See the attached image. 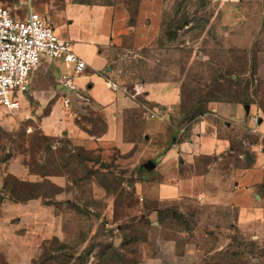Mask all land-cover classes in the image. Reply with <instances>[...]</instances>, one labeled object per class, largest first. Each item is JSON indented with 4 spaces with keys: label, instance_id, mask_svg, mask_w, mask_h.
I'll list each match as a JSON object with an SVG mask.
<instances>
[{
    "label": "rangeland",
    "instance_id": "1",
    "mask_svg": "<svg viewBox=\"0 0 264 264\" xmlns=\"http://www.w3.org/2000/svg\"><path fill=\"white\" fill-rule=\"evenodd\" d=\"M45 2L34 4V10L42 13ZM223 2L166 0L161 24L147 27L145 37L116 52L115 84L137 109L115 125L88 105L61 106L57 85L63 74L57 80L59 69L49 62L33 72L19 110L0 109L5 191L41 198L63 219L65 239L47 241L40 264H141L156 236L180 247L197 246V264H264V246L237 228L236 209L198 199L158 200L159 184L175 174H201L213 157L196 158L174 172L163 154L156 156L147 146L152 139L147 119L169 133L167 147L192 142L199 131L214 135L233 148L220 167L229 176L236 167L253 166V147L264 148V136L250 128L253 117L264 120V0H239L238 22L226 25L220 17ZM0 7L19 17L28 11L22 0H0ZM145 88L156 92V100L147 99ZM54 116L58 129L49 134L47 121ZM79 130L89 138L87 145L77 139ZM122 137L134 148H123ZM149 162L155 167L147 168ZM13 163L29 175L10 174ZM153 212L161 231L150 218ZM5 261L0 254V264Z\"/></svg>",
    "mask_w": 264,
    "mask_h": 264
},
{
    "label": "crops",
    "instance_id": "2",
    "mask_svg": "<svg viewBox=\"0 0 264 264\" xmlns=\"http://www.w3.org/2000/svg\"><path fill=\"white\" fill-rule=\"evenodd\" d=\"M133 1L135 0H115L113 4L90 5L75 0H60L57 6L56 0H46L42 9L56 35L69 41L74 53L87 64L86 71L76 79L75 92L66 91L60 83L57 91L62 99L64 96L71 99L72 107L90 106L105 120H109V125L117 124L126 114L137 109L135 100L115 84V54L128 42H134L129 40H141L145 37L149 32L147 27L154 28L161 24L166 2L139 0L135 8L131 9ZM238 5L239 0H224L220 7L223 24L238 22ZM143 42L146 41H135L138 44ZM47 62L59 69L57 80L71 70L60 61L43 59L41 65ZM146 90L149 92L147 99L156 100V92ZM60 104L62 106V101ZM56 121L55 116L47 121L49 134H56ZM146 124L147 133L152 135L147 145L149 152L156 156L163 154L165 162L174 165V172L183 165H193L196 158L213 157L212 164L203 173L189 178H181L175 174L169 183L159 184V202L198 199L203 205L234 208L237 210V228L264 246V194L260 192V187L264 184V148L253 147L255 160L252 167H236L230 176L224 175L220 168L222 161L231 158L228 153L231 154L233 150L229 141L214 135H204L199 131L192 142H179L167 147L169 133L162 125L151 119H147ZM199 128L204 129L202 126ZM250 128L264 136L263 119L259 125L250 123ZM77 137L82 144L90 142L84 132L80 131ZM122 138L123 148H134L130 139ZM9 173L20 178L29 175L17 163L10 166ZM1 174L0 172V254L6 264H40L45 254L46 242L55 238L65 239L63 219L41 198L19 200L12 193H7ZM54 182L61 184L60 179H54ZM150 218L157 227L156 230H163L157 221V212H153ZM150 241L141 264H197L200 259L197 246L180 247L174 240L161 236Z\"/></svg>",
    "mask_w": 264,
    "mask_h": 264
},
{
    "label": "built area",
    "instance_id": "3",
    "mask_svg": "<svg viewBox=\"0 0 264 264\" xmlns=\"http://www.w3.org/2000/svg\"><path fill=\"white\" fill-rule=\"evenodd\" d=\"M40 1L22 0L28 9L24 17L0 7V109H20V99L28 93L29 80L43 59L60 61L71 69L60 81L68 92L76 91V79L87 69L72 44L60 39L49 19L34 10L33 5ZM62 106L69 109L71 99L64 96ZM252 120L255 125L262 122L259 117Z\"/></svg>",
    "mask_w": 264,
    "mask_h": 264
},
{
    "label": "water",
    "instance_id": "4",
    "mask_svg": "<svg viewBox=\"0 0 264 264\" xmlns=\"http://www.w3.org/2000/svg\"><path fill=\"white\" fill-rule=\"evenodd\" d=\"M245 109H246V113L249 114L250 113V106H246ZM154 167H155V164L153 162H149L147 165V168H149V169L154 168Z\"/></svg>",
    "mask_w": 264,
    "mask_h": 264
},
{
    "label": "trees",
    "instance_id": "5",
    "mask_svg": "<svg viewBox=\"0 0 264 264\" xmlns=\"http://www.w3.org/2000/svg\"><path fill=\"white\" fill-rule=\"evenodd\" d=\"M14 195V197L15 198H17V199H25V198H29V199H31V198H36V197H34V196H25L24 198H21V197H19L18 195H16V193L15 194H13Z\"/></svg>",
    "mask_w": 264,
    "mask_h": 264
}]
</instances>
